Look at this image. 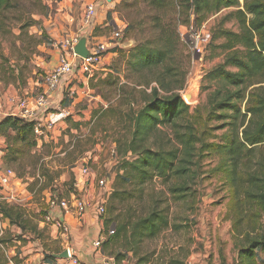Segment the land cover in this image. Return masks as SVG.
Listing matches in <instances>:
<instances>
[{
  "label": "rangeland",
  "instance_id": "obj_1",
  "mask_svg": "<svg viewBox=\"0 0 264 264\" xmlns=\"http://www.w3.org/2000/svg\"><path fill=\"white\" fill-rule=\"evenodd\" d=\"M88 1L95 2L94 19L98 22L91 33H81L80 36L89 40V46L97 42L105 46L100 52V61L95 66L92 79L75 68L68 87L75 85L78 93L66 89L62 91V99H57L60 107L69 106V112L80 115L81 119L74 120L71 113L68 120L57 126L60 136H55V141L43 142L38 151L33 147H24L20 155L9 163L5 161L4 154L6 147L13 142L5 135H1L0 139V166L12 168L16 177L10 188L17 192L18 202L11 204L21 206L25 216L37 226L36 231L28 235L31 252L36 253L38 248L62 252L57 244V240L61 239L51 236V228L39 227L45 208L44 192H48L47 196L66 199L82 196L85 182L93 180L96 191L98 178L115 176L120 159L115 140L127 136L129 114L143 106L150 88L157 86L156 74L171 64L175 68L176 78L183 82L176 92L182 98L187 92L193 97L186 120L194 123L206 146L197 174L190 180L195 198L192 201H173L161 180L156 178L145 185L142 198L133 195L125 200L121 210L130 208L131 212L143 214L158 198L162 201V207L168 206L170 222L182 226L177 231L165 230L156 238L142 242L141 254H150L145 264H236L241 239L237 230L252 229L254 225L251 222H257L256 232L259 230L258 222L264 221V216L256 207L238 206L232 199L228 175L230 163L223 146L229 143L232 136L230 122L239 125L242 118L238 116L232 120L231 110L212 114L208 103L210 95L219 91L216 101L231 95V100L237 101L240 112L244 113L247 97L259 85L227 86L221 79L209 75L223 62L226 54L219 47L224 41L222 37H217L219 30L239 31L237 21L230 15L236 8H225L199 20L191 8L186 10L183 0H157L154 3L148 0H76L71 13L73 21L70 23L66 18L68 25L64 26L74 32L78 30V19ZM56 2L58 0H13L11 7L0 10V98L6 93H27L29 96L39 93L40 89L35 83L38 81L41 84L44 74L56 64L59 51L53 46L52 38L65 36L58 31L60 29L52 28L55 15L63 13L57 10ZM190 25L204 33L206 43L202 47H192L188 39ZM68 28L64 27L65 30ZM115 30L121 31L119 39L113 38ZM93 32L102 35L103 39H93ZM163 33L164 38L172 41V57L152 72L132 73L125 65L129 51L143 43L156 46ZM108 52L110 54L104 58ZM194 82L196 87L192 89ZM240 94L244 96L242 100L238 99ZM85 113L88 118L84 117ZM75 122L80 123L78 128L73 126ZM67 127L71 128L70 131H66ZM159 129L170 133L168 128ZM252 154V161L244 160L242 163H246L247 168L255 169L257 161L264 159V143L255 147ZM38 155L39 159L35 160ZM83 166L88 167L90 175L81 176ZM44 170L48 171V175L44 176L43 184H50L49 176L55 181L46 190L36 189L35 192L33 189L38 185V180L42 181ZM241 210L243 213H240ZM245 213L248 217L240 219ZM94 214L100 231L111 226L110 222L105 224L109 220L106 212L98 216L94 210ZM246 221L251 224H246ZM0 239L3 241L0 244V264L3 261L5 264H23V233L16 226L6 222L2 224L1 221ZM68 241H71L70 235ZM257 258L260 264H264V252L257 251ZM80 260L85 261L84 258ZM122 261L134 264L136 260L131 254Z\"/></svg>",
  "mask_w": 264,
  "mask_h": 264
},
{
  "label": "trees",
  "instance_id": "obj_2",
  "mask_svg": "<svg viewBox=\"0 0 264 264\" xmlns=\"http://www.w3.org/2000/svg\"><path fill=\"white\" fill-rule=\"evenodd\" d=\"M12 1L0 0V10L11 7ZM148 1L154 3L157 0ZM183 1L186 10L191 8L199 20L225 8H236L230 15L237 21L239 31L219 30L217 37L224 39L219 47L226 54L223 62L212 69L209 75L221 79L227 86L259 85L254 87L247 97L244 113L240 112L238 102L231 100V95L216 101L215 97L219 91L210 95L208 103L212 114L231 110L232 120L238 116L242 118L239 125L230 122L232 136L229 143L223 146L230 163L228 175L233 191L232 199L238 206L256 207L264 216V159L257 161L255 169L247 168L246 163H242L244 160L252 161L255 147L264 143V0ZM92 36L96 34L93 32ZM171 42L169 38H164L163 33L157 41L158 46H150L147 43L135 46L126 56V67L134 74H141L163 66L172 57ZM156 75L157 86L150 88L143 106L128 116L127 136L115 140L116 153L120 158L119 168L114 176L113 190L105 209L109 216L105 224L110 222L113 232L101 247L103 252L112 256L118 263L132 254L136 260L134 264H145L150 254H141L142 242L156 238L162 231H177L182 227L170 222L169 208L161 206V199H155L143 214L131 212L130 208L121 210L125 200L133 195H140L142 198L145 185L158 178L165 186L170 199L192 201L195 192L190 180L197 174L200 157L206 147L194 123L186 120L190 106L185 103L182 95L176 92L183 82L176 78L174 66L170 64ZM243 98L241 94L238 97L240 100ZM68 118L70 117L66 119ZM79 125L78 122L73 123L75 128ZM159 128H168L170 133L162 132ZM70 129L67 127L66 131ZM0 135L10 137L13 142L6 147L4 154L8 163L20 155L22 148H35L32 121L5 116L0 121ZM37 159L39 155L35 158ZM44 173L41 174L42 181L38 180V185L33 191H42L55 181L49 176L50 184H43L48 171L44 170ZM0 213L10 225L16 226L21 234L35 232L37 229L32 220L25 216L23 208L17 204L0 202ZM240 213H243L242 210ZM241 217L243 218L240 219H245L246 213ZM248 223H252L254 227L237 230L241 239L237 247L236 264H260L257 251L264 252V221L258 222L259 230L256 232L257 222L246 221V224ZM2 243L0 239V244Z\"/></svg>",
  "mask_w": 264,
  "mask_h": 264
},
{
  "label": "built area",
  "instance_id": "obj_3",
  "mask_svg": "<svg viewBox=\"0 0 264 264\" xmlns=\"http://www.w3.org/2000/svg\"><path fill=\"white\" fill-rule=\"evenodd\" d=\"M95 13V2H86L80 16L78 30L70 32L59 39L52 38L53 46L59 51V55L54 67L44 74L39 93L34 96H29L27 93H24L23 95L6 93L0 98V121L5 116H16L33 122V135L35 138V149L37 151L41 148L43 142L47 140L55 141L57 126L71 115L66 107H59L54 111H49L47 106L50 94L60 88L62 83L67 82L73 77L75 68H78V72L91 78L93 76V71L96 70L95 66H97L100 61V52L105 46V44L101 42H97L94 46H89V40H87L86 47L89 52L87 57H80L76 55L73 50L74 46L81 38L80 34L84 32L91 33L94 28ZM73 18L72 14L67 15V19L70 23L73 21ZM66 25L68 24L66 23ZM120 37L121 31H113L114 39H119ZM188 39L194 49L202 47L206 43V37L202 30L193 28L192 25L189 27ZM112 153L115 155L114 157H116V153L114 151H112ZM80 174L81 176L86 177L90 175V170L87 166H83L81 167ZM15 180L16 177L12 168L8 166L0 167V202H18L17 192H14L10 188ZM113 180L114 177H111V175L98 178L96 181L97 188L94 192V198L85 195L72 196L68 199L57 198L52 195L47 196L48 192H44L45 208L39 223L43 227L49 226L51 232L55 235L54 237L62 240V252H66V256L63 258L71 264L82 263L74 255L72 248L70 247L68 241L70 226L66 217L72 216L81 221L90 207H94L98 216L104 215L106 202L113 190ZM55 211H59L61 215H55ZM1 221L3 224V222H6L7 220L4 219L0 213V224ZM112 232V227L105 231H99L96 239L92 242V245L96 249H100L102 243L112 234ZM123 263L124 261H121L120 263L116 262L111 256L103 262V264Z\"/></svg>",
  "mask_w": 264,
  "mask_h": 264
},
{
  "label": "crops",
  "instance_id": "obj_4",
  "mask_svg": "<svg viewBox=\"0 0 264 264\" xmlns=\"http://www.w3.org/2000/svg\"><path fill=\"white\" fill-rule=\"evenodd\" d=\"M74 1L76 0H58V2H56L57 10L63 13L59 15H55V19L52 22L53 24L52 28L54 30L60 29L58 31L64 33L65 35L70 32H73L68 28V26H64V25H66L65 19L67 18V15L71 14L72 10L75 9ZM97 22H98L97 19H95L94 25L97 24ZM79 23H80V20L78 19V24H77L78 28H79ZM63 26L68 29L65 30ZM92 38L98 39L101 41L103 39V36L96 35V36H92ZM85 39H86V44H87L88 39L87 38ZM109 54L110 52H108L104 58H106ZM77 76L79 77V74ZM74 78H76V76ZM72 79L73 78L69 79L67 82L62 83L60 88H58L57 90H55L54 92L50 94L49 99H48L49 100L48 109L52 108L56 110L57 108L60 107L59 102H57V99H60V100L62 99V96H63L62 91H65L66 89H68L69 91L71 90L73 92L75 91L76 93H78L77 91L78 87H76L75 85L68 87ZM35 84L39 87V89H41L42 83L40 84L37 81V83ZM67 109L69 110L70 107L68 106ZM71 113H72L71 116H73L74 120L81 119L80 115L77 116L73 114V112ZM84 117L88 118L86 113L84 114ZM61 124H63V122L59 123L58 126H60ZM56 136H60V133L58 131L56 132ZM0 139H1V135H0ZM0 143H1V140H0ZM24 184L25 183H23V186ZM84 184H86V187L84 188L83 195L94 198L95 190L93 188V180H90L89 182H85ZM54 214L61 215L59 211H55ZM66 219L68 220L69 226H70L71 241L69 242V244H70V247L72 248L74 255L78 259L84 258V260L88 261L90 264H103L104 260L109 258V256L106 255L102 249H96L92 245V242L96 239L100 231V228H98L97 226L96 217L94 214V207H90L87 210L85 217L81 221H79L78 219L72 216H67ZM6 223H8V221H6ZM39 227H40V224H39ZM28 235L31 236L29 232L23 233V264H69L70 263L64 258H60L61 253L59 251H55V250L48 251L44 248H38L36 253L31 252L30 250L31 243L30 241H28ZM53 235L54 234L52 233L51 236L53 237ZM17 244L18 245L20 244L19 240H17ZM57 244L60 247V251H62L63 249L62 240L61 241L57 240ZM85 261L81 262L80 260L82 264H89L87 262L85 263ZM123 264H126V261H124Z\"/></svg>",
  "mask_w": 264,
  "mask_h": 264
},
{
  "label": "water",
  "instance_id": "obj_5",
  "mask_svg": "<svg viewBox=\"0 0 264 264\" xmlns=\"http://www.w3.org/2000/svg\"><path fill=\"white\" fill-rule=\"evenodd\" d=\"M107 2H110L111 0H106ZM74 53L80 57H87L89 55L88 49L86 47V39L85 38H80L79 41L77 42V44L74 46L73 48ZM196 87V82H194L191 86L192 89H195ZM183 100L185 101L186 104L189 105V103L192 102L193 97L192 94L187 92L183 95ZM61 257H65L66 256V252L63 251L61 252Z\"/></svg>",
  "mask_w": 264,
  "mask_h": 264
},
{
  "label": "bare ground",
  "instance_id": "obj_6",
  "mask_svg": "<svg viewBox=\"0 0 264 264\" xmlns=\"http://www.w3.org/2000/svg\"><path fill=\"white\" fill-rule=\"evenodd\" d=\"M67 120V119H66Z\"/></svg>",
  "mask_w": 264,
  "mask_h": 264
}]
</instances>
